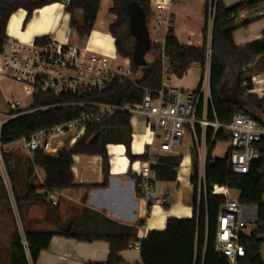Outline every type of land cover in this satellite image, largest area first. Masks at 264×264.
Here are the masks:
<instances>
[{
	"label": "trees",
	"instance_id": "obj_1",
	"mask_svg": "<svg viewBox=\"0 0 264 264\" xmlns=\"http://www.w3.org/2000/svg\"><path fill=\"white\" fill-rule=\"evenodd\" d=\"M64 0H0V40L8 38V24L11 17L20 10L27 12L26 25L36 9L59 3ZM108 12L115 16L109 31L114 38L115 47L121 58L130 59L132 72H141L142 77L124 83L113 82L106 89L89 90L75 96H56L53 93L40 92L35 94L31 106L39 107L56 105L45 110H34L9 120L0 129V144L5 147L28 138L37 131L51 128L77 118L81 113L92 108L88 103L102 102L116 105L141 103L146 90L157 93L163 87V51L169 61V73L182 78L194 65L204 72L210 63V86L212 103L208 108L211 121L227 125L233 121L234 115L243 113L253 119L264 129V96L260 97L253 90V77L264 74V33L259 40L243 46H237L234 32L238 25L236 17L243 11L259 7L264 0H245L232 6H227L223 0L206 1V19L202 33L203 44L199 47L183 45L179 42L171 28L166 36L164 50L151 46L150 64L136 68L132 62L136 39L132 34L131 23L136 16L142 17L146 26L154 17L150 0H111ZM102 0H67L65 12L72 17L70 25L82 38H88L95 27L101 10ZM83 11V23L79 24L74 16L75 11ZM212 14V26L208 27L209 16ZM210 33V41L208 36ZM47 36L36 37V44L47 42ZM233 76V82L229 84ZM200 86V85H199ZM198 86V87H199ZM198 87L194 90L197 91ZM61 104V105H60ZM201 109V108H200ZM201 111L199 110V115ZM132 116L124 111H118L111 117L101 118L86 128V133L79 137L70 147L61 148L56 156L47 155L42 149L34 153L28 161L23 190L16 178L17 155L14 151H4L3 159L7 176L11 183L12 197L23 221V234L27 243H22L23 236L18 229L12 210V200L3 176L0 174V221L4 211H8L14 232L9 242V259L4 263L0 245V264H30L36 263L41 251L47 249L55 236L74 238L81 242L104 240L109 243V254L105 264H127L122 252L129 249V244L139 239L138 229L121 225L103 216L89 215L88 210L70 222L67 227L59 224L58 209L50 203L47 218L56 225L55 230H38L29 227L27 216L31 205L42 203L47 192L62 191L76 187L72 171L75 155H98L102 158L104 181L107 185L109 173V145H124L125 155L132 164L135 161L146 162L148 156L135 154L132 149L133 131ZM199 130V129H198ZM199 137L200 130L198 131ZM214 137L213 129L206 134L208 148L206 163V196L202 194L200 203L197 200L198 187V149L193 142L191 146L190 181L193 185V214L190 217H169L165 229L149 230L140 239V254L142 264H230L228 259L215 250L218 215L226 198L213 193V186L227 187L238 193L237 200L242 205L254 206L257 209V221L249 235L239 234V242L245 248V256L240 264H264L261 245L264 243V137L255 144L259 151V159L253 161L247 174H236L231 169L227 155L223 159L214 158L213 151L221 141H227L223 130H218ZM183 156L161 155L158 163L152 167L157 181L173 182L179 174ZM36 167L45 172L43 184L35 187L29 181L35 176ZM95 186V185H93ZM45 193H39V190ZM91 219L93 223L88 221ZM95 224V225H94Z\"/></svg>",
	"mask_w": 264,
	"mask_h": 264
},
{
	"label": "built area",
	"instance_id": "obj_2",
	"mask_svg": "<svg viewBox=\"0 0 264 264\" xmlns=\"http://www.w3.org/2000/svg\"><path fill=\"white\" fill-rule=\"evenodd\" d=\"M157 7L160 11L166 8L162 3L157 4ZM259 15L264 13L260 12ZM212 21L210 13V28ZM173 23L171 15L154 14L147 26L151 46L164 50L165 39L173 28ZM152 34L156 37L152 38ZM162 55L163 87L157 93L146 90L142 102L138 104L88 103L92 108L88 113H81L77 118L50 130L43 129L28 138H22V149L29 158H33L39 149L47 155L56 156L57 153L52 147L53 140L71 134L72 140L75 141L86 133L89 124L101 118L111 117L118 111L146 119L148 139L137 146L133 143L132 149L134 153L148 156L146 162L135 161L133 166L137 173V191L148 203L149 216L155 210H162L171 204L170 197L157 189L155 171L152 167L157 165L158 157L161 155H179L176 147L182 143L187 130L198 149V203L202 194L206 196L205 170L209 148L206 134L209 128H212L214 133L212 141L218 130H223L228 143L226 155L231 169L236 174H247L251 163L260 157L255 144L264 137V129L243 113L234 115L233 121L227 125H221L216 120L211 121L208 115V108L212 103L210 63L206 65L197 91H184L168 83L173 76L169 73V63L165 64L164 51ZM0 76L28 84L33 97L40 92L53 93L56 96H75L89 90H104L113 82L136 81L131 79L130 61L125 64V60H122L121 64H118V59H112L83 45L59 44L51 39L40 45L35 42H22L12 37L3 42L0 40ZM8 106L6 119H0V129L6 122L21 114L49 109L56 105L29 110L27 108L30 106L23 108L21 100L16 99L8 101ZM2 149L0 148V174L4 178ZM230 191L227 187L213 186L215 195L226 198L218 215L215 250L225 256L230 264H240L239 260L245 256V248L239 242L241 228L254 227L258 212L256 207L242 205L237 198H231ZM50 196L51 202L55 204L54 194L51 193ZM140 239L129 244L128 248L140 251ZM22 243L27 247L24 237Z\"/></svg>",
	"mask_w": 264,
	"mask_h": 264
},
{
	"label": "crops",
	"instance_id": "obj_3",
	"mask_svg": "<svg viewBox=\"0 0 264 264\" xmlns=\"http://www.w3.org/2000/svg\"><path fill=\"white\" fill-rule=\"evenodd\" d=\"M150 1L154 14H162L164 16L171 15L173 17L174 33L181 44L193 45L196 47L203 44L204 36L202 30L206 19L207 0ZM223 1L227 6H232L245 0ZM159 3L166 6L163 11L158 9L157 4ZM66 4L67 0H64L59 3L36 9L32 18L26 25L24 22L27 12L24 10L18 11L9 21L8 37H12L22 42L32 43L35 42L36 37L47 36L49 40L51 39L59 44L83 45L89 47V49L91 48L94 51L105 54L112 59L121 58L117 53L114 38L109 31L110 24L115 20V16L108 13V10L112 5L111 0H102L101 10L95 23V27L86 39L80 37L76 30L71 27L70 19L72 17L65 12ZM260 12L264 13V2L260 4L258 8L243 11L236 17L238 25L248 22L234 32V41L237 46L249 44L263 37L264 15H259ZM74 16L79 24L83 23L84 16L82 10L75 11ZM208 41H210V33ZM121 59L125 60V62L130 61L128 58ZM202 71L203 70L199 66L194 65L182 78L173 76V79L169 84L179 87L184 91H194L201 81L203 74ZM189 73L192 75L191 80H189ZM6 82L9 84L10 88L14 86V83H17L9 77L0 76V93L3 95L4 89H2V87H5ZM19 85L24 88L23 95L16 97L13 93L9 94L8 92L4 99L5 105H8V101L16 99L22 101L23 98L30 99L31 102H33L31 90H28L25 85L23 86V83ZM5 91L7 92L8 90ZM252 91L260 97L264 96V74L257 75L253 78ZM1 105L2 103L0 102V106ZM137 117L142 119L140 116ZM148 135L147 128L142 136H136L133 131V143H135L136 146L139 145V143L148 139ZM19 141L21 143V140ZM75 141L72 140L71 134L57 138L52 142L53 151L58 153L63 147L72 146ZM15 143L16 142L12 144ZM9 145L3 147L0 144V148H3L5 151H13L15 147L9 148ZM125 150L126 148L124 145L108 146L110 167L106 186H101L104 181L101 156L84 154L74 156L72 171L77 186L62 191L47 192V197L49 198L51 197V193L54 194L55 204L51 203L57 207L58 213H60L58 214L60 218L59 224L62 227L68 228L70 222L80 217L83 211L85 212V210H88L91 212V214H89L91 216H103L112 222L136 227L140 239L143 238L149 230L165 229L166 220L169 217L180 218L192 216V205L191 208L188 207L187 214L182 215L179 208H172V200L169 206L162 210H155L149 216L147 212L148 203L137 191L138 181L137 173L133 166L134 162L132 164L130 163L125 155ZM190 161L191 158H189V162ZM185 162H188V159H184L181 165ZM44 178V170L36 167L35 176L29 181V184L39 187L43 184ZM161 192L166 193L171 199L172 192L168 186H166ZM39 193L44 194L45 190L40 189ZM48 205L49 204L42 202L30 206L27 213V216L30 219L29 227L48 231L56 229V225L47 218ZM183 208L186 209V205ZM88 221L90 224L93 223L91 219ZM142 227H144V229ZM0 230V245L2 247L3 261L4 263H7L9 259L11 228L9 226L5 227L4 223L0 221ZM108 254L109 243L104 240L81 242L70 237L55 236L53 237L50 246L41 251L35 264H105ZM122 256L127 264H142L141 254L138 250H124ZM31 262L30 264H34Z\"/></svg>",
	"mask_w": 264,
	"mask_h": 264
},
{
	"label": "rangeland",
	"instance_id": "obj_4",
	"mask_svg": "<svg viewBox=\"0 0 264 264\" xmlns=\"http://www.w3.org/2000/svg\"><path fill=\"white\" fill-rule=\"evenodd\" d=\"M109 13V12H108ZM110 17V16H109ZM210 23L208 22V27L210 28ZM152 38H155L156 36L154 34H152ZM118 64H121L122 59L118 58ZM145 61L146 64H150L152 62V57L147 54L145 56ZM169 61L168 59H165V64H168ZM196 67V66H195ZM189 80L192 79V75L191 73H189ZM142 77V73L141 72H132V76L131 79L132 80H137L138 78ZM173 79V77H171V79L168 81L171 82ZM18 83V81H15ZM233 82V76L231 74V79L229 80V84H231ZM14 83V86L12 88L9 87V84H7V82L5 83V87H2V89H4V95L2 93H0V102L2 103V105L0 106V119L1 120H5L7 115H8V111H9V106L5 105L4 103V99L6 98L5 95L10 93H13L16 97L17 96H21L23 95V87L20 86L19 84L21 83ZM23 83V82H22ZM26 86L28 88V90H30V86L28 84H24L23 86ZM5 90H8L7 92ZM9 96V95H8ZM31 100L27 99V98H23V100L21 101V106L23 107H28L31 105ZM131 124L133 127V131L134 134H136V136H142L145 132H146V128H147V121L144 118H139L136 115H133L131 118ZM193 144V140H192V136L190 134V132L187 130V132L185 133V136L183 138V141L181 144H179L176 147V150L179 151V154L181 156H183L184 159H189L191 158V146ZM15 147V148H14ZM9 148H14L13 151L15 152V154L17 155V160H16V178L18 179L17 182L20 183V190H23V186H24V182H25V175H26V171L28 169L27 165H28V161H29V156L25 153V151L22 149L21 147V143L20 141L16 142L15 144H11L9 145ZM227 150H228V143L226 141H221L218 142V144L216 145L215 149H214V153H213V157L214 158H219V159H223L226 154H227ZM3 153V152H2ZM3 172H4V180L5 183L7 185V188L10 192L11 198H12V192H11V183L8 179L7 176V170H6V166L5 163L2 166ZM192 169L191 168V164L190 162H185L183 165H181L180 170H179V176L178 179L174 182H166V181H157L156 186L157 189L159 190V192H161L166 186H168L172 192V196H171V200H172V208H179V210H181L182 215H186L187 211H188V207L191 208L192 205V199H193V185L190 181V176L192 173ZM231 198H236L238 196V193L234 190H231ZM198 194H199V190L197 188V198H198ZM12 210H13V214L15 217V222L16 225L18 227V229L20 230L22 236L24 237V232H23V221L19 215L17 206L15 204L14 199L12 198ZM186 205V209H184L183 207ZM189 208V210H190ZM60 214V213H58ZM60 220V218H59ZM1 221L4 223V226H9L11 228V233L10 235L13 234L14 232V224L12 223L11 220V216L9 214L8 211H4L3 216L1 218ZM2 228V227H1ZM253 226H244L241 228V232L243 234L249 235L251 233V231L253 230ZM1 231V230H0ZM261 253H262V257L264 259V243H262L261 245Z\"/></svg>",
	"mask_w": 264,
	"mask_h": 264
},
{
	"label": "water",
	"instance_id": "obj_5",
	"mask_svg": "<svg viewBox=\"0 0 264 264\" xmlns=\"http://www.w3.org/2000/svg\"><path fill=\"white\" fill-rule=\"evenodd\" d=\"M132 34L136 39V46L132 56V62L136 68H140L146 64L145 56L149 54L151 50L150 36L148 27L143 21L142 17L136 16L131 23ZM42 202L50 204L51 200L49 197L41 199Z\"/></svg>",
	"mask_w": 264,
	"mask_h": 264
},
{
	"label": "bare ground",
	"instance_id": "obj_6",
	"mask_svg": "<svg viewBox=\"0 0 264 264\" xmlns=\"http://www.w3.org/2000/svg\"><path fill=\"white\" fill-rule=\"evenodd\" d=\"M127 61V60H126ZM128 62V61H127ZM127 62H125V64L127 63Z\"/></svg>",
	"mask_w": 264,
	"mask_h": 264
}]
</instances>
